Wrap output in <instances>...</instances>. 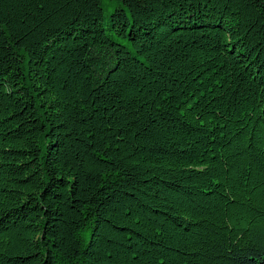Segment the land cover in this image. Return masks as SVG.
Instances as JSON below:
<instances>
[{
	"label": "trees",
	"instance_id": "obj_1",
	"mask_svg": "<svg viewBox=\"0 0 264 264\" xmlns=\"http://www.w3.org/2000/svg\"><path fill=\"white\" fill-rule=\"evenodd\" d=\"M0 264H264V0H0Z\"/></svg>",
	"mask_w": 264,
	"mask_h": 264
}]
</instances>
